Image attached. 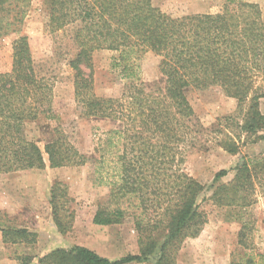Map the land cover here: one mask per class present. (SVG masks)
Here are the masks:
<instances>
[{"label": "trees", "instance_id": "16d2710c", "mask_svg": "<svg viewBox=\"0 0 264 264\" xmlns=\"http://www.w3.org/2000/svg\"><path fill=\"white\" fill-rule=\"evenodd\" d=\"M43 3L53 32L77 25L74 39L78 51L69 65L74 71L80 115L119 124L98 136L99 171L103 169L115 180L100 179L98 184L107 185L110 192L98 205L93 224L121 225L133 216L131 209L139 208L145 218H160L146 223L141 214L134 216L139 255L113 261L86 247L74 246L54 249L38 263L130 264L148 262L153 257L154 264H177L183 243L197 238L208 221L201 211L203 202L209 199L219 207L240 209L256 202L252 195V160L245 159L232 170L235 175L230 183L219 182L231 170L216 173L213 184L217 185L212 186L215 190L210 198L204 196L206 187L186 174L183 166L186 144L196 134L195 112L185 95L188 88L217 90L237 99L241 133L264 132V115L259 109L264 98V20L259 7L231 0L233 8L227 7L222 13L174 18L155 7L152 0ZM30 5L31 0H0V38L9 33L18 35L12 44V70L0 74V176L43 170L47 162L50 168L79 167L88 162L61 129L54 131L44 150L27 138L29 122L40 116L56 119L52 86L36 70L28 37L19 35ZM102 50L117 54L113 69L119 70V78L127 82L119 98H101L94 92L93 54ZM147 52L161 58L163 89L151 90L140 80L137 61ZM235 144L230 140L224 149L235 154ZM72 203L67 186L56 182L51 188L50 205L53 221L62 234L68 233L75 219ZM163 228L166 234L160 241L156 233ZM0 233L4 244L33 246L38 241L37 233L12 225L3 213ZM251 235L249 224L244 223L239 245L245 250L250 249ZM17 261L32 264L34 258L23 255ZM260 263L264 264V256L247 253L231 264Z\"/></svg>", "mask_w": 264, "mask_h": 264}, {"label": "rangeland", "instance_id": "374dc122", "mask_svg": "<svg viewBox=\"0 0 264 264\" xmlns=\"http://www.w3.org/2000/svg\"><path fill=\"white\" fill-rule=\"evenodd\" d=\"M244 1L257 4L264 20V0ZM43 2L31 0L19 35L28 37L36 70L52 86V112L56 119L40 116L27 124L26 135L28 140L38 143L44 150L45 145L53 139L54 131L61 129L87 157L88 162L84 166L60 168H50L47 162L43 170L0 176V213L5 214L12 225L27 228L38 235L35 245L26 246L4 244L0 233V264H18L17 257L23 255L32 256V264H39V258L50 251L74 246L86 247L113 261L139 255V233L134 216L141 214L146 223L160 217L149 215L145 218L146 215L139 208L131 209L133 216H129L121 225L103 227L93 224L98 205L110 192L107 185L98 183L100 179L103 182L115 180L108 177L103 169L99 171L98 136L102 131L118 128L119 124L80 115L74 94V71L69 65L78 51L74 39L77 25L53 32ZM152 3L174 18L218 14L227 7L233 8L231 0H152ZM17 37V34L9 33L0 38V74L12 70V44ZM116 56V53L107 50L93 54L94 92L98 97L119 98L127 85L119 78L120 71L113 69ZM160 62L161 58L152 52L143 54L137 61L140 80L151 90L165 86ZM185 95L195 112L193 125L196 132L194 140L186 144L185 173L204 185V196L210 198L215 190L213 187L217 185L213 184L216 173L231 170L219 182L230 183L235 175L232 170L245 159L252 160V195L256 202L247 209L219 207L209 199L203 202L201 211L208 221L197 238L187 239L183 243L177 255V264H231L247 253L264 256V138L260 137H264V132L257 135L241 133L239 126L242 118L235 98L217 90L195 88H188ZM259 109L264 115V98L259 102ZM230 140H234L238 148L235 154L224 149L225 143ZM113 158H116L115 155ZM97 169L98 174L95 173ZM110 172L114 173L112 169ZM56 182L67 186L73 200L71 210L75 219L66 234L57 229L51 213L50 193ZM132 202L137 204L136 200ZM244 223L249 224L252 232L248 250L239 245V232ZM165 234L163 228L156 236L161 241ZM152 259L130 264H154Z\"/></svg>", "mask_w": 264, "mask_h": 264}]
</instances>
